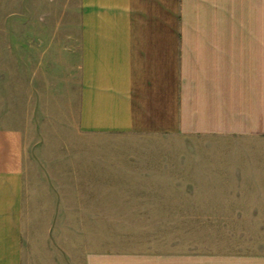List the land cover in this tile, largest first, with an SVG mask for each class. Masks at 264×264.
I'll return each mask as SVG.
<instances>
[{
	"label": "crops",
	"instance_id": "0c3cea01",
	"mask_svg": "<svg viewBox=\"0 0 264 264\" xmlns=\"http://www.w3.org/2000/svg\"><path fill=\"white\" fill-rule=\"evenodd\" d=\"M27 5V70L0 89L24 103L27 118L0 123V264H264V253L226 250L210 238L100 250L84 219L199 215L212 226L216 215H252L264 229V0ZM56 119L91 140L90 172L76 164L68 173L65 163L56 172L37 156L53 146L47 135L64 133L53 131ZM139 138L155 140L146 147L160 146L161 156L139 158L147 165L139 173H112L116 160L101 158V148ZM117 181L141 185L117 191Z\"/></svg>",
	"mask_w": 264,
	"mask_h": 264
},
{
	"label": "rangeland",
	"instance_id": "374dc122",
	"mask_svg": "<svg viewBox=\"0 0 264 264\" xmlns=\"http://www.w3.org/2000/svg\"><path fill=\"white\" fill-rule=\"evenodd\" d=\"M29 13L27 0H0V89L2 86L6 92L7 86L10 87L11 80L16 78L21 81L24 69L27 70V49L24 48V43L27 41L28 30L31 27L34 28L33 23L27 19ZM19 43L20 48L18 46ZM23 104V102L12 101L11 96L1 95L0 123L6 126H11L14 121L18 123L23 120L26 123V108H24ZM41 125L49 126V123L46 121L42 122ZM51 126H53V131H64V133L57 132L50 136L47 135V139L49 137L50 141L47 142L53 146L45 152L36 150L39 159L41 158V153H44V157H48L49 163L53 167L58 166L55 167L57 169L56 172H59V165L62 164L63 166V163L67 165L68 173H74L76 164H81L80 167H84V173L90 172L87 171L86 166L90 164L89 160L93 152L91 140L84 139L79 141L68 133V129L57 127L63 126L62 121L59 119H56V123L53 122ZM110 141V150L101 148V158L107 156L108 153L109 155L111 154L116 160V166L112 168V173L121 174L117 175L121 177L139 173L141 169H146L147 165H140L141 158L149 160L147 157H159L162 153L160 146H155L157 149L153 146L149 150L147 149L146 144L150 146L149 142L155 140L139 138L132 141L123 139H112ZM77 143H80L81 146L76 149L74 144ZM163 144L165 148L163 149V157L170 158V138L163 140ZM128 158H136L138 160L129 161ZM103 168L105 167L101 165L100 170ZM63 171L64 167L62 168ZM104 172L106 171H101V173ZM62 184L65 185V189L68 191L74 190L76 185L73 182ZM83 184L85 183L83 182ZM99 184L101 189L105 188V183ZM112 184H114V188L117 191L126 188H139V185H141L140 182L129 183L123 181H117ZM163 185L169 184L163 183ZM175 216L183 218V221L173 223L172 219ZM193 216L190 221H187V215L127 214L117 212L114 214L84 215V219L89 233H91L93 228V236L95 240H98V248L100 250L104 248L123 249L124 247L138 249L143 248L145 244L151 248L162 247L163 245H169L170 247L173 240L179 239L178 244L182 245L183 241L187 244L188 239L198 241L210 238L211 243L224 244L225 247L220 248L226 250L236 249L245 254L264 253V229L257 228L258 224L251 222L250 218L252 215H242L241 219H238L236 215H216L221 218V222L217 224L212 222V226L194 220L199 215ZM68 264L74 263L69 261Z\"/></svg>",
	"mask_w": 264,
	"mask_h": 264
}]
</instances>
